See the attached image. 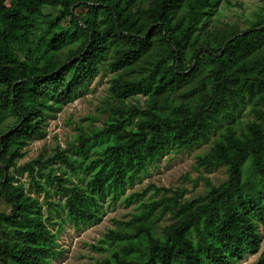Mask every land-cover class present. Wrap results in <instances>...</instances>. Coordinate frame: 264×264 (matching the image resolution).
<instances>
[{"label":"trees","instance_id":"obj_1","mask_svg":"<svg viewBox=\"0 0 264 264\" xmlns=\"http://www.w3.org/2000/svg\"><path fill=\"white\" fill-rule=\"evenodd\" d=\"M221 2L0 0V264H49L58 253L42 201L76 228L97 224L103 202L120 199L149 165L204 145L196 166L222 167L225 178L205 179L192 199L154 185V198L142 201L148 188L129 194L136 212L104 234L94 248L111 255L96 264H238L260 250L264 0L245 28L215 21ZM106 73L103 125L18 166L48 117Z\"/></svg>","mask_w":264,"mask_h":264},{"label":"rangeland","instance_id":"obj_2","mask_svg":"<svg viewBox=\"0 0 264 264\" xmlns=\"http://www.w3.org/2000/svg\"><path fill=\"white\" fill-rule=\"evenodd\" d=\"M263 7L262 0H222L218 13L214 19L216 22L236 25L245 28L259 9ZM108 73L96 76L81 96L72 102L62 106L48 117L45 125L46 135L41 140H35L22 148L23 156L18 159L17 165L22 166L27 162L41 156L43 160L52 156L57 150H65L69 147L72 140L79 134V130L88 132L91 129L99 128L103 125L105 113L98 107L100 101L107 94ZM137 99H140L137 97ZM246 116V115H245ZM244 121V112L241 116ZM208 146L204 145L193 150L181 152H170L169 154L148 166V171L141 174V179L135 181L128 187L124 195L114 201H104L100 211L101 219L97 224H88L79 228L74 227L65 217L63 210L60 213L49 209L42 201L43 195H39L42 201L44 215H51V222L47 224L51 232L56 234L58 252L49 259V264H96L97 261L110 256L111 253L99 251L102 248L104 234L108 230L117 229V221H127L132 213L136 212L133 202L126 204L124 198L134 192H142L148 188L146 196L142 201L149 197L154 198L156 188H177L184 189L183 199L197 198L202 195L205 188V179L217 184L225 178L224 168L211 169L209 171L198 168L195 163L196 156L206 151ZM70 152V151H69ZM71 154V153H70ZM15 174H17L15 172ZM59 176L58 173H56ZM25 188L28 187V176L26 173L17 176ZM34 195V194H32ZM49 201L63 203L64 197L59 194H51ZM170 222V217H166L154 224L157 232ZM261 247L257 253L238 258V264H261L259 256L264 249V231L260 234ZM105 248L107 245L104 246Z\"/></svg>","mask_w":264,"mask_h":264}]
</instances>
